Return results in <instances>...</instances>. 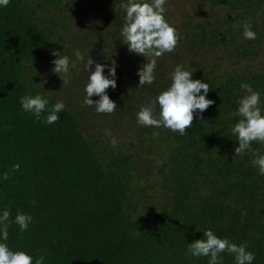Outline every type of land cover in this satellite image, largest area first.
Returning <instances> with one entry per match:
<instances>
[{"label":"trees","instance_id":"trees-1","mask_svg":"<svg viewBox=\"0 0 264 264\" xmlns=\"http://www.w3.org/2000/svg\"><path fill=\"white\" fill-rule=\"evenodd\" d=\"M119 4L9 0L0 8V173H10L0 179V207L9 219L32 216L23 231L9 224V247L42 254V264H206L185 248L208 228L245 243L251 264H264V175L251 150L233 153L231 132L241 81L264 100V0H165L177 43L155 57L154 79L143 85L136 69L149 57L121 43ZM244 21L255 39L242 35ZM53 48L69 57L66 84L51 71ZM73 49L84 58L75 60ZM88 55L116 62L110 113L83 103ZM176 64L208 83L213 103L193 113L183 135L163 126L153 135L135 113L167 87ZM36 92L49 105L64 102L57 121L46 125L45 112L35 120L20 108L18 98ZM250 143L264 152V143ZM220 257L234 264L227 251Z\"/></svg>","mask_w":264,"mask_h":264},{"label":"clouds","instance_id":"clouds-1","mask_svg":"<svg viewBox=\"0 0 264 264\" xmlns=\"http://www.w3.org/2000/svg\"><path fill=\"white\" fill-rule=\"evenodd\" d=\"M9 0H0V8L6 6ZM165 0H120L119 7L124 10V23L119 30L120 41L126 45L129 52L149 57L144 60L137 69V85L152 83L154 79V68L156 67L155 57L164 52L173 51L177 43L175 27L165 18ZM242 35L246 39H255L256 33L251 28L249 21L241 24ZM63 47V46H62ZM51 71L57 74L62 84L68 82L69 57L66 54L53 48L50 51ZM75 60L83 59L79 49H73ZM75 60L71 67H75ZM115 60L109 64L96 62L91 56H87L84 63L87 72V80L83 86L86 105H94L97 113H110L116 108L115 101L111 99L106 91L109 87L115 89ZM92 66L89 71V66ZM107 68V72L103 69ZM181 64H176L169 73L170 83L166 88L161 89L154 97L149 98L146 104H142L135 113L136 123L145 126H153V135L159 133L155 130L163 126L171 131L183 135L186 126H190L193 113L197 116L210 104L211 98L206 96L209 90L208 83L199 78H193L192 73ZM239 87L243 93L236 98V113L240 117L231 127L237 143L233 153L240 154L246 150L253 152L251 164L256 167L258 174L264 175V152L256 154V149L251 148L252 141L264 143V100H261L262 93L253 90L251 86L241 81ZM96 95V99L91 97ZM20 108L32 114L33 119L41 120V113L45 112L42 122L51 124L58 120L65 105L62 100H56L49 105V98L41 92L35 94L25 93L19 98ZM154 105L159 106L157 115H154ZM107 131V130H106ZM112 143H115L113 138ZM12 169L19 167L13 164ZM9 171L0 173V179H7ZM9 208L0 207V264H42L44 256L41 254L33 258L30 252L22 248L13 249L9 247L8 226L15 223L19 230L23 231L32 221L28 213L17 211L11 219ZM186 253L192 256L207 257L206 264H220V253L227 251L232 254L234 264H251L254 254L246 250V244H239L220 237L211 229L202 230L200 238L193 239L186 243Z\"/></svg>","mask_w":264,"mask_h":264}]
</instances>
